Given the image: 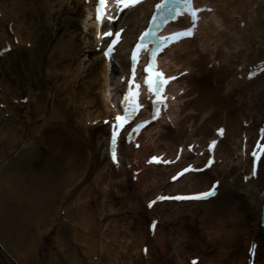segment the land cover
Masks as SVG:
<instances>
[{
	"label": "bare ground",
	"instance_id": "1",
	"mask_svg": "<svg viewBox=\"0 0 264 264\" xmlns=\"http://www.w3.org/2000/svg\"><path fill=\"white\" fill-rule=\"evenodd\" d=\"M197 1L206 11L195 37L164 57L169 72L188 71L170 113L138 149L120 141L113 163L103 121L117 113L112 91L153 0L117 22L126 29L112 68L86 0H0V264H247L252 241L264 264V156L251 178L241 148L264 126V69L248 78L264 67V0ZM212 138L215 165L170 182L190 161L204 166ZM180 146L176 166L150 161L175 159ZM213 180L209 201L160 199ZM174 217L197 221L196 230L165 231Z\"/></svg>",
	"mask_w": 264,
	"mask_h": 264
},
{
	"label": "snow or ice",
	"instance_id": "2",
	"mask_svg": "<svg viewBox=\"0 0 264 264\" xmlns=\"http://www.w3.org/2000/svg\"><path fill=\"white\" fill-rule=\"evenodd\" d=\"M105 2V0H100V4L103 5ZM140 0H117V3L122 5L123 7L121 8V10H123L124 7H132V6H135L137 3H139ZM181 2L183 3V9H177V16L183 14L185 11L187 12V14H189L192 19H193V23H196L197 20H198V11L200 10H197L194 6H193V0H181ZM165 3H166V0H165ZM165 5L164 4H160V5H157V10H160L164 7ZM100 9H98V17L97 19L99 20L100 19ZM111 19V17L109 18ZM155 17H153V23L155 24ZM175 19V17H174ZM151 33H148L146 32L145 33V36L149 35ZM106 35H112V33H106ZM192 35V31L189 30V31H186V32H181V33H177L176 34V37L175 38H184L185 36H191ZM119 37L117 36V39ZM141 39L143 40V37H141ZM169 44V39H164V40H161L160 43L158 45H156L151 53H150V56H151V61L152 63H150L146 68H145V71L147 73H149V78L145 81V83L147 84L148 88H149V91L150 93H154L155 97H157L155 103L157 104V106H159L161 103H163V101H161L159 99L160 95H161V90L164 86V83H166V81L163 80V77H162V73H160L159 71H156L155 73H153L152 69L154 67V62L156 60V57L158 55V52L165 46H167ZM141 51V45H137L136 46V52H140ZM136 52L133 53L132 55V64H133V67H132V73H133V80H135V65L137 63V55H136ZM112 53V48H109L107 50V52L105 53L106 55H111ZM251 78V77H250ZM135 87L137 89H139L140 85H135ZM139 96V92H132L131 89H129V93L127 96L124 97V111L127 113L128 110H129V107H131V112H132V116H135L136 113H137V109L140 107V105L135 102L136 101V98ZM131 99V101H133L131 104H129V100ZM131 117H128V116H125V117H121V116H117L116 117V121L118 122L114 129H113V138H112V145L113 147H115V144H116V135H117V129L118 128H122L124 126V123L127 121V120H130ZM145 125H138L136 127V130L139 131L140 128H143ZM223 129H220L219 130V134L220 135H223ZM215 141H213L211 147L212 148H215ZM138 146V145H137ZM112 159L115 161L116 160V154H115V151H113L112 153ZM183 174V173H181ZM216 195V191H215V188L212 190V191H209L207 193H204V194H201V195H195V196H176V197H171V198H168V197H160V199H175V200H200V199H207L208 197H211V196H215ZM155 203V202H153ZM149 207H151V204L149 205ZM153 229L155 228V225L152 226ZM147 250L145 249V252ZM193 264H195V262H193Z\"/></svg>",
	"mask_w": 264,
	"mask_h": 264
},
{
	"label": "rangeland",
	"instance_id": "3",
	"mask_svg": "<svg viewBox=\"0 0 264 264\" xmlns=\"http://www.w3.org/2000/svg\"><path fill=\"white\" fill-rule=\"evenodd\" d=\"M24 60H25V59H24ZM26 61H27V60H26ZM26 61H24V62H26ZM24 62H23V63H24ZM26 64H27V63H26ZM103 149H104V148H103ZM174 218H176V217H174ZM176 219H177V221H176L175 223H173V222H172V224H169V223L166 224V223H165V231L168 232V230H170V229H172V228H174V227L178 229V228H180L182 225L185 226L186 228L188 227V228L192 229V228H194V227H193V224H195V222H197V221L193 222V221H190V220H185L186 222H185V225H184V222H183V219H184V218L180 219V218L177 217ZM168 224H169V225H168ZM195 230H196V228L193 229V231H195ZM131 244H132V243H131ZM132 245H133V244H132ZM130 246H131V245H130ZM187 249L189 250L188 247H187ZM130 251H131L130 249L126 251L127 255H130ZM128 252H129V253H128ZM127 255H126V256H127ZM133 255H134V253L132 254V256H133ZM134 259H135V258H134Z\"/></svg>",
	"mask_w": 264,
	"mask_h": 264
}]
</instances>
